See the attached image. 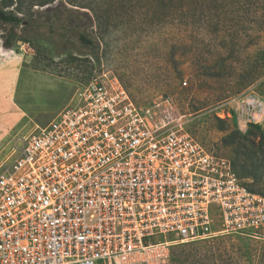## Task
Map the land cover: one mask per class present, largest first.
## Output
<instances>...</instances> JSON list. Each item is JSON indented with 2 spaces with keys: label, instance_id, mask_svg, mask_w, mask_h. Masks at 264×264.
<instances>
[{
  "label": "built area",
  "instance_id": "1",
  "mask_svg": "<svg viewBox=\"0 0 264 264\" xmlns=\"http://www.w3.org/2000/svg\"><path fill=\"white\" fill-rule=\"evenodd\" d=\"M235 107L239 130L264 125L263 99ZM184 125L117 79L77 89L0 171V264H168L177 244L254 236L264 196Z\"/></svg>",
  "mask_w": 264,
  "mask_h": 264
},
{
  "label": "rangeland",
  "instance_id": "2",
  "mask_svg": "<svg viewBox=\"0 0 264 264\" xmlns=\"http://www.w3.org/2000/svg\"><path fill=\"white\" fill-rule=\"evenodd\" d=\"M18 4L20 11L6 9L26 23L14 28L11 48L5 47L11 26L0 23V171L25 137L99 78L117 79L143 110L171 103L193 138L232 161L230 136L250 129L238 128L237 99L264 100V0ZM81 35L94 45L83 44ZM168 264H264V227L254 236L177 244Z\"/></svg>",
  "mask_w": 264,
  "mask_h": 264
},
{
  "label": "trees",
  "instance_id": "3",
  "mask_svg": "<svg viewBox=\"0 0 264 264\" xmlns=\"http://www.w3.org/2000/svg\"><path fill=\"white\" fill-rule=\"evenodd\" d=\"M19 1L1 0V4L5 5V7L3 8L0 5V23L11 26L10 35L5 41V47L7 48H11L13 46V40L16 39L14 28L26 24L22 17L6 10L16 5V9L20 11L21 8L18 3H21V0ZM161 5L164 6V1L161 2ZM80 41L85 45H94L93 41L84 35L80 36ZM252 127L256 130H251ZM261 127L251 125L247 134L244 135H241L239 132H233L230 136V144L234 145L232 158L233 169L241 182L243 181L242 184L248 187L253 193L264 195V188L262 191L256 190L244 181L245 179H252L256 183H264V129Z\"/></svg>",
  "mask_w": 264,
  "mask_h": 264
}]
</instances>
